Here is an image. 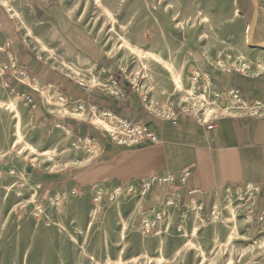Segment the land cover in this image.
Returning <instances> with one entry per match:
<instances>
[{
	"label": "rangeland",
	"instance_id": "374dc122",
	"mask_svg": "<svg viewBox=\"0 0 264 264\" xmlns=\"http://www.w3.org/2000/svg\"><path fill=\"white\" fill-rule=\"evenodd\" d=\"M239 6V0H0V264H264V215L252 217L254 201L227 194L206 213L204 203L199 211L187 201L162 205L166 221L147 234L139 219L142 182L130 185L133 193L63 187L41 194L39 178H65L100 155L63 123L77 121L106 138L114 128L94 109L70 105L28 73L21 76L17 64L12 74L21 90L13 89L3 57L11 52L5 44L19 42L23 53L74 86L114 93L112 80L123 81L143 109L147 97L146 112L162 119V108L196 96L195 72L209 75L207 100L217 104L228 88H218L212 76L264 73V32L249 30ZM39 114L59 122L40 127ZM128 195L137 196L132 215L114 214L112 203Z\"/></svg>",
	"mask_w": 264,
	"mask_h": 264
},
{
	"label": "crops",
	"instance_id": "0c3cea01",
	"mask_svg": "<svg viewBox=\"0 0 264 264\" xmlns=\"http://www.w3.org/2000/svg\"><path fill=\"white\" fill-rule=\"evenodd\" d=\"M239 3L242 17L250 25L249 30L264 32V0H239ZM260 42L263 43L262 40ZM20 45L19 42L11 47L5 44L11 52L3 56L5 66L9 64L12 77L7 82L13 89L21 90L12 74V68L17 64V68L28 73L32 81L53 88L65 96L70 105L80 103L87 110L94 109L98 114L109 111L130 123L140 122L157 137L155 144L133 148L116 147L93 127L77 121L63 123L79 138L98 139L100 155L91 165L65 178L48 182L46 178H39L36 181L40 184L39 188H42L41 194L51 196L62 191L63 187L66 190H90V193L96 188H118L125 192L128 186L137 187L141 180L149 176H169V183L172 184L154 185L145 196L138 199L142 212L150 215L151 211L160 209L168 199H175V207L179 208L188 201L187 190L195 188L201 191L206 213L217 201L225 199L229 191L246 183H254L260 185L261 194L252 205V217L264 215V118H222L217 121L213 131L198 126L191 117L179 116L175 123L163 121L142 108L138 97L125 82L117 80L113 83V90H119L122 95H114L106 88L87 90L74 86L64 76L39 64L34 56L23 53ZM212 79L216 80L218 88H237L248 104L264 102V73L246 77L212 76ZM40 119V127L50 123L55 126L54 123L59 122L54 118H45L44 114L38 115ZM185 169L192 170V175L185 186H181L179 174ZM136 197L128 195L126 199L113 202L112 212L116 215L122 213V217L131 216L134 209L131 199ZM178 208L173 210V215Z\"/></svg>",
	"mask_w": 264,
	"mask_h": 264
},
{
	"label": "built area",
	"instance_id": "2783aa9c",
	"mask_svg": "<svg viewBox=\"0 0 264 264\" xmlns=\"http://www.w3.org/2000/svg\"><path fill=\"white\" fill-rule=\"evenodd\" d=\"M14 66V64H12ZM264 70V69H263ZM261 70V71H263ZM230 73V71H228ZM263 73V72H262ZM261 74V73H260ZM21 76H25L28 79V76L25 72H20ZM259 74H256L258 76ZM243 76L246 77L245 74ZM115 83V82H113ZM131 87L135 89V85L130 83ZM81 85V84H79ZM190 86L191 89L195 93V97L187 96L182 100L181 104L172 108L170 105L169 109L162 108L159 116L163 120H168L173 123L177 121V117L182 114L185 116L191 117L195 123L201 127H203L207 131H213L216 129L217 121L222 118L228 117H252V118H264V102L262 101H254L251 104L246 103L245 99L241 92L234 87L228 88L227 91H223L222 94L229 95L225 101L217 104L215 101L207 99L210 96V90L212 86L211 78L207 73L200 74L195 72L190 78ZM137 88L135 91L137 92ZM114 95H122L119 90L114 91ZM218 97V95H215ZM21 98L26 102V104L33 106V103L28 95L22 94ZM60 101H63L62 98H59ZM142 103L144 109L148 112H151V109L147 106V97H142ZM104 119L109 120L111 125L114 128V131L110 132V137L107 139L116 146L119 147H138L145 145L147 143H156L157 138L156 135L149 131L145 125L140 122L137 123H129L127 120L122 119L118 116L113 115L109 111H103L99 113ZM211 116L208 120H205L206 116ZM84 141H87L88 144L96 145L100 149V145L94 138H84ZM191 176L190 170H184L180 174V183L186 184L188 179ZM169 177L165 176H149L143 179L141 182V186L138 190L139 196H144L147 191H149L154 185L169 183ZM137 191V188L133 186H129L127 189V193H133ZM260 188L257 184L254 183H246L242 186L234 188L229 191L228 196H232L235 200L239 202H243V204L250 203V201H255L258 197V193ZM187 195L188 201L184 204V206H188L190 210H201V206L203 204L201 199V191L195 188L188 190ZM175 200V199H172ZM174 205L173 201H166L163 207H170ZM140 229L144 233L152 232L160 223L166 221V211L165 208L161 210H157L152 214V217H149L146 214L140 216ZM261 220V218H259Z\"/></svg>",
	"mask_w": 264,
	"mask_h": 264
},
{
	"label": "bare ground",
	"instance_id": "6f19581e",
	"mask_svg": "<svg viewBox=\"0 0 264 264\" xmlns=\"http://www.w3.org/2000/svg\"><path fill=\"white\" fill-rule=\"evenodd\" d=\"M10 107L13 109V110H15V106L14 105H10ZM92 121V120H91Z\"/></svg>",
	"mask_w": 264,
	"mask_h": 264
}]
</instances>
